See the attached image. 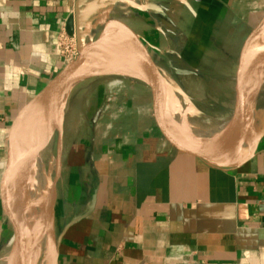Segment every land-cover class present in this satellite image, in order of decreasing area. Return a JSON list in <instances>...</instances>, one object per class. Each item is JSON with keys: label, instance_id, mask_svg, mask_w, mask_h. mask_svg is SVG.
Wrapping results in <instances>:
<instances>
[{"label": "crops", "instance_id": "crops-1", "mask_svg": "<svg viewBox=\"0 0 264 264\" xmlns=\"http://www.w3.org/2000/svg\"><path fill=\"white\" fill-rule=\"evenodd\" d=\"M76 1L0 0V261L12 236L1 186L8 132L66 65L58 36ZM143 1L122 0L96 14L84 26L86 40L108 22L125 23L188 97L175 92L188 109L208 106L190 96L201 89L230 94L227 113L208 116L226 123L240 52L264 22V0H149L151 8L134 7ZM127 77L119 83L101 77L88 89L78 82L69 93L54 206L55 264H264V91L256 98L251 138L231 157L241 163L220 168L173 144L149 91ZM186 77L189 86L181 81ZM17 212L25 214L21 201Z\"/></svg>", "mask_w": 264, "mask_h": 264}, {"label": "water", "instance_id": "water-1", "mask_svg": "<svg viewBox=\"0 0 264 264\" xmlns=\"http://www.w3.org/2000/svg\"><path fill=\"white\" fill-rule=\"evenodd\" d=\"M122 0H77L74 14L67 20L66 32L77 42V56L67 63L17 114L8 132V149L5 172L2 178L4 207L12 236L8 242L9 251L5 264H55L57 239L54 227V206L57 181L61 171L63 145V122L65 106L72 88L81 80L112 73L100 72L82 74L86 67H103L124 58L149 91L157 116L163 123L169 138L177 147L187 151L210 166L231 168L241 162L231 157L240 148L241 141L250 135L259 88L264 84V22L248 37L240 52L236 72L234 110L223 129L202 145L189 146L186 140L172 133L167 127L177 119L173 110L175 92L186 100L188 97L172 85L161 73L142 39L125 23L114 20L104 25L95 39L86 40L85 24L96 14ZM144 11L151 8L149 0L134 6ZM114 73V72H113ZM123 74V73H122ZM129 76V75H128ZM174 102V103H173ZM28 120L31 131L30 152L26 154L34 163L28 186L25 216L18 215L16 186L11 179L14 167L24 156L19 139L23 133L22 123ZM179 123V122H178ZM171 124V123H170ZM50 137L51 146L56 138L54 173L46 172L47 160L41 157L42 140ZM251 138H246L248 142ZM249 157L245 156L244 160ZM243 160V161H244ZM50 179L44 192L45 177ZM36 208V209H35ZM42 215L44 221L39 219ZM44 233L39 250L31 251L34 238Z\"/></svg>", "mask_w": 264, "mask_h": 264}, {"label": "bare ground", "instance_id": "bare-ground-1", "mask_svg": "<svg viewBox=\"0 0 264 264\" xmlns=\"http://www.w3.org/2000/svg\"><path fill=\"white\" fill-rule=\"evenodd\" d=\"M81 72L84 75L89 74V73H100V72H107V73L119 72V73H123L129 76H132V77H136V73L133 71V69L130 67V65L126 62L124 58H120V60H118L116 63L105 65L103 67H86L82 69ZM118 81L119 80H114V83H119ZM262 91H264V84L260 86L259 88V92H262ZM225 120L221 119L217 121L216 120L212 121L208 117L206 119H190V120L188 119L184 125L176 122L175 120H172V121L177 127L179 133L187 137L189 141L191 142L192 146H195V145H202L203 143H206L208 140L216 136L215 134L219 133L223 129ZM207 122L208 123L210 122V123L207 124ZM21 126L22 127L25 126L23 128L24 131L21 134V137L19 139V145L22 146L23 148L21 151V155L24 157L14 167L11 179L13 180V183L16 186V190L14 191V193L18 197L17 205L19 204V201H21L23 202L24 208H25L26 199L28 196V186L30 182V175H31V171L34 170V163L32 159L28 158V155L26 158V154H29L30 147H31L30 146L31 131H30L29 121L25 120ZM250 135L247 134V136H245L243 141H241L240 147H242L246 143L245 140L246 138L250 137ZM40 151H41L40 155L44 160L52 159L50 137H47L44 140H42ZM44 183H45L44 192L46 193L48 190V186L50 184V179L47 176L45 177ZM17 211H18V206H17ZM22 215L25 216V218H27L26 214H22ZM39 219L42 222L44 221V218L42 215H39ZM43 240H44V233L41 232L38 236H36V238L33 239L31 246H30L31 251L39 250L40 247L42 246L41 244L43 243ZM0 264H5L4 259L0 261Z\"/></svg>", "mask_w": 264, "mask_h": 264}, {"label": "rangeland", "instance_id": "rangeland-1", "mask_svg": "<svg viewBox=\"0 0 264 264\" xmlns=\"http://www.w3.org/2000/svg\"><path fill=\"white\" fill-rule=\"evenodd\" d=\"M101 77L108 78L107 80H119V81H125L127 80V75L122 74L119 72H114L112 74L108 75H101V76H92L85 78L81 80L80 84L82 86H87L86 89L89 87H92L96 84V82L102 81L103 79H100ZM181 81L186 85H188V82H190V78L186 77L184 79H181ZM192 81V80H191ZM220 81V80H217ZM114 82V81H113ZM198 82V81H197ZM222 82V81H220ZM90 84V85H88ZM189 86V85H188ZM205 89H201V93H192L191 98H196L198 100H203L209 102L208 106L200 107L203 111H197V110H190L188 103L181 98L180 96H175V104L174 105V116L177 119V121L180 124H185L186 121L189 119H206L208 116L215 117V118H222L227 113V107H229L230 103L227 101L228 97L231 98V95H224V94H205ZM174 103V102H173ZM191 111V112H190ZM225 120V119H224ZM210 136V135H208ZM55 146H56V138L54 137L52 146H51V153H52V159H48L46 163V172L51 173V177L54 173V158H55ZM53 165V166H52ZM52 168V169H51ZM36 264H39L37 261Z\"/></svg>", "mask_w": 264, "mask_h": 264}, {"label": "built area", "instance_id": "built-area-1", "mask_svg": "<svg viewBox=\"0 0 264 264\" xmlns=\"http://www.w3.org/2000/svg\"><path fill=\"white\" fill-rule=\"evenodd\" d=\"M57 46L66 64L76 58L78 54L76 39L68 35L65 30L59 33Z\"/></svg>", "mask_w": 264, "mask_h": 264}]
</instances>
